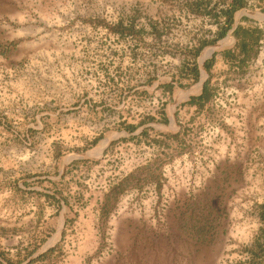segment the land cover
I'll return each instance as SVG.
<instances>
[{
  "label": "rangeland",
  "instance_id": "374dc122",
  "mask_svg": "<svg viewBox=\"0 0 264 264\" xmlns=\"http://www.w3.org/2000/svg\"><path fill=\"white\" fill-rule=\"evenodd\" d=\"M231 1L0 0V264H264V0L200 46Z\"/></svg>",
  "mask_w": 264,
  "mask_h": 264
},
{
  "label": "crops",
  "instance_id": "0c3cea01",
  "mask_svg": "<svg viewBox=\"0 0 264 264\" xmlns=\"http://www.w3.org/2000/svg\"><path fill=\"white\" fill-rule=\"evenodd\" d=\"M232 2V1H231ZM231 2L229 4H226V7H229L231 5ZM248 5L246 4V0L243 1V4L241 6H239L232 14L231 20H230V24L227 25L226 21H225V27H227L225 33L223 34L222 37L218 38L217 37V33L219 31V29L217 30L216 33H214L213 37L210 40H206L205 42H202L200 44L201 46V50L204 48V46L208 45V44H215L216 42L225 40V39H230L232 38L233 41H237V43L239 44V51H240V57L244 58L245 56H248L250 51H253V43H257L258 42V38L260 36L261 30L259 29H255L252 30L251 32L256 33V37L255 40H253L252 42L239 38L238 34H239V29L245 28L244 26H241V22H240V17L241 16H236V12L238 10H242L244 8H246ZM243 19H248L247 16H244ZM240 27V28H239ZM250 31L249 29H246L244 32ZM234 37H237V39L235 40ZM260 42V41H259ZM244 48H246V51L244 50ZM229 53V52H228ZM212 59V58H211ZM193 66L190 68V72H191V82H193L194 84H198L201 81V90L199 92V96L196 98H191L190 99V103H196L197 101H199L200 99H203L206 95V92H208V78L202 79V70L200 68V64L199 62L196 60L194 64H192ZM203 65L205 67V69L207 71H209V58L204 59Z\"/></svg>",
  "mask_w": 264,
  "mask_h": 264
},
{
  "label": "trees",
  "instance_id": "16d2710c",
  "mask_svg": "<svg viewBox=\"0 0 264 264\" xmlns=\"http://www.w3.org/2000/svg\"><path fill=\"white\" fill-rule=\"evenodd\" d=\"M243 4V0H232L231 5L229 7H225V8H221L219 11V14L216 15V18L219 16H223L227 25L230 24V20L232 17L233 12ZM221 27V26H220ZM219 27V31L217 33V37L220 38L223 36V34L225 33L227 27ZM244 50L246 51V48H244ZM263 216H264V212H263Z\"/></svg>",
  "mask_w": 264,
  "mask_h": 264
}]
</instances>
